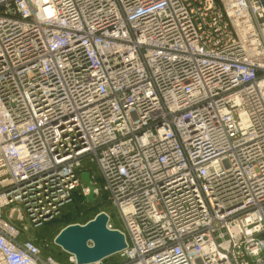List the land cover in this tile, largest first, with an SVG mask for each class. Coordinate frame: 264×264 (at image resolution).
<instances>
[{
    "label": "built area",
    "instance_id": "1",
    "mask_svg": "<svg viewBox=\"0 0 264 264\" xmlns=\"http://www.w3.org/2000/svg\"><path fill=\"white\" fill-rule=\"evenodd\" d=\"M86 170L121 264H264V0H0V264Z\"/></svg>",
    "mask_w": 264,
    "mask_h": 264
},
{
    "label": "water",
    "instance_id": "2",
    "mask_svg": "<svg viewBox=\"0 0 264 264\" xmlns=\"http://www.w3.org/2000/svg\"><path fill=\"white\" fill-rule=\"evenodd\" d=\"M82 180L89 186L87 203L95 201L91 172H81ZM109 215L99 211L85 223H70L55 236L54 242L66 253L75 255L77 264H92L110 257L124 248L127 243L125 234L118 228L108 226Z\"/></svg>",
    "mask_w": 264,
    "mask_h": 264
},
{
    "label": "rangeland",
    "instance_id": "3",
    "mask_svg": "<svg viewBox=\"0 0 264 264\" xmlns=\"http://www.w3.org/2000/svg\"><path fill=\"white\" fill-rule=\"evenodd\" d=\"M80 196V194L75 193L72 200L63 205L57 215L39 226H30L28 230L23 231L22 238L29 237L35 239L44 253H51L56 258L65 261L67 253L54 242V239L57 233L67 224L85 223L93 218L99 211H106L109 212L112 217L113 226H115L116 223L121 226L122 223L119 212L113 204L106 201L105 194L99 198L102 205L93 204L97 201L95 200L93 203L89 204L90 206L84 205L82 202L80 204V199L82 201ZM105 262L107 264H121L122 259L120 255L117 254L113 257L105 258Z\"/></svg>",
    "mask_w": 264,
    "mask_h": 264
},
{
    "label": "trees",
    "instance_id": "4",
    "mask_svg": "<svg viewBox=\"0 0 264 264\" xmlns=\"http://www.w3.org/2000/svg\"><path fill=\"white\" fill-rule=\"evenodd\" d=\"M81 198H82V201H81V199H80V204H81V202L84 204V205H89V203H87V201H85V199H84V197L83 196H80ZM100 200V199H99ZM98 201V200H97ZM95 201L93 204H101L102 202H101V200L100 201ZM104 202V201H103ZM102 205V204H101ZM90 206V205H89ZM115 227H119V225L116 223L115 224ZM118 253H116V254H114V255H117ZM114 255H112V256H110V257H113Z\"/></svg>",
    "mask_w": 264,
    "mask_h": 264
}]
</instances>
